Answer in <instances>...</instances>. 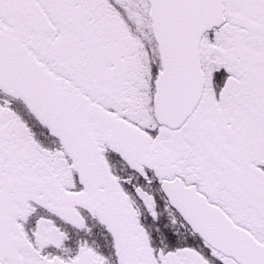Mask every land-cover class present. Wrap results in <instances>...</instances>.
Here are the masks:
<instances>
[{
	"label": "snow or ice",
	"instance_id": "obj_1",
	"mask_svg": "<svg viewBox=\"0 0 264 264\" xmlns=\"http://www.w3.org/2000/svg\"><path fill=\"white\" fill-rule=\"evenodd\" d=\"M0 264H264V0H0Z\"/></svg>",
	"mask_w": 264,
	"mask_h": 264
}]
</instances>
